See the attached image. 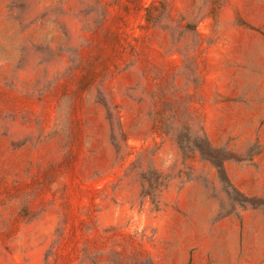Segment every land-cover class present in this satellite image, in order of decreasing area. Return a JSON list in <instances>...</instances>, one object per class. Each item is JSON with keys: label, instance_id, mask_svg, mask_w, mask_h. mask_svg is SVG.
I'll return each mask as SVG.
<instances>
[{"label": "rangeland", "instance_id": "rangeland-1", "mask_svg": "<svg viewBox=\"0 0 264 264\" xmlns=\"http://www.w3.org/2000/svg\"><path fill=\"white\" fill-rule=\"evenodd\" d=\"M0 264H264V0H0Z\"/></svg>", "mask_w": 264, "mask_h": 264}, {"label": "trees", "instance_id": "trees-1", "mask_svg": "<svg viewBox=\"0 0 264 264\" xmlns=\"http://www.w3.org/2000/svg\"><path fill=\"white\" fill-rule=\"evenodd\" d=\"M149 9H150V8H146V11H147V20H149V18H150V15H149Z\"/></svg>", "mask_w": 264, "mask_h": 264}]
</instances>
